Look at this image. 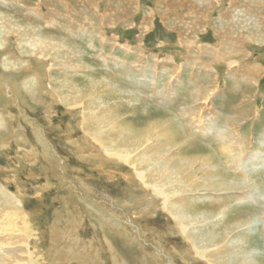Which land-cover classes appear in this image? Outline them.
I'll return each mask as SVG.
<instances>
[{"label": "rangeland", "instance_id": "obj_1", "mask_svg": "<svg viewBox=\"0 0 264 264\" xmlns=\"http://www.w3.org/2000/svg\"><path fill=\"white\" fill-rule=\"evenodd\" d=\"M11 1L14 0H10L9 4H3L0 0V10L3 11L1 13L5 14L8 10L5 8L10 4H13L11 9L14 10H9V14L21 13L23 5ZM25 1H28V5L35 6L36 3H45L47 0ZM58 1H60L58 5L60 10L65 13H71L72 8L75 9L81 3L86 4L89 16L95 17L94 21L97 15L103 14L108 7L111 11H115L114 15H111L113 14L111 11L109 13L112 17L110 21L117 24L115 28L105 25V30H97L100 33L96 31L97 33L91 38L88 36L72 39L71 45L77 48L81 64L90 67L92 76L90 79L99 81L107 76L108 80L116 86L112 95L115 96L116 93L120 95L119 99H116L119 104H113L114 107L121 108L118 113L122 118L124 129L127 127L128 130L139 133L148 126L150 118L159 119L161 115L174 118V124L182 128L188 126L190 136L195 137L200 146L215 153L216 159L220 162L215 164L213 162V165L225 167L226 161L220 160L222 152L217 147L219 138L216 130L219 127L225 130L224 123L234 118L238 119L240 124L236 121L229 122L228 129L234 128V131L239 132V136L242 135L249 152L255 151L264 155V39L259 41L261 36L264 37V24L260 28L261 33L257 35L253 22L257 21L254 14L255 6L261 9L264 0H257L260 5L254 4V8L247 4L248 11L250 9L247 15L241 12L244 11L245 4L249 3L248 0H219L218 4L213 2L210 8L193 9L195 13L198 12L196 16L185 20V22H194L192 28H196L194 35H190L191 46L188 49L178 46V31L171 30L162 22L161 17L165 13L166 4H160L159 0ZM129 2L131 6L126 7L127 9L123 12L118 11ZM234 3L236 8H232ZM95 6H97L96 9L93 8ZM182 11V9L178 10L177 13L183 15ZM201 15L202 18H200ZM16 16H19V21L22 20V15ZM231 16L250 20L247 19L248 24L242 25L243 27H233L232 23L230 26L224 25L223 20L226 18L229 20ZM206 17L209 25L202 26L203 23H201L200 27L199 22ZM148 19L150 25L147 28L141 27L143 24H148ZM222 27L226 29L228 37L240 42L246 54L241 58L230 57L221 60L207 57L209 54L205 53L204 61L212 65V68L194 64L192 56L196 54L199 47L214 49L219 45L221 38L215 34ZM88 29L91 30V26H88ZM102 32L105 39L108 38V43L104 45H101V40L98 39ZM113 39L112 43L116 41L115 44L110 41ZM14 40L7 42L8 45L6 44L5 48H0V185L7 193L18 196L22 203L21 208L23 213L25 212L23 215L26 216L27 228L33 233V238L30 240L32 244L30 250L33 251L31 258L39 264H53V262L55 264H204L190 257L189 244L163 210L162 201L152 198L150 190H147L144 181L134 174L133 169L130 168L131 165L124 164L122 161H100L104 152L101 148L96 146L97 149H95L92 146V137H84V130L79 123L84 116L81 114L85 113L83 102L86 103L87 99L83 101L79 97L78 102L74 104L77 110L73 113L55 100L58 97L53 96L55 89L62 87L60 73H81L78 77L81 88L86 87L84 84L86 80L82 78L86 73L82 70L64 71L62 67L52 68L50 73L45 67V61L49 62L52 59L48 57L50 54L39 60L38 57L31 56L29 53L30 48L26 47L27 41ZM18 46L26 48V52L21 51V53ZM101 52L105 53L103 57L111 54L112 57L120 58L119 65H121L106 67ZM6 54L10 55L16 63L7 66ZM240 62H243L246 67L258 62L263 71L253 82H249L245 74L240 71L243 68ZM26 76L34 77L37 91L34 99L22 88V81L26 79ZM259 76H263V79ZM194 80L197 83H194ZM202 89H206V93H203ZM193 92L198 93L196 98L192 97ZM97 94L99 91L94 93L93 97ZM96 98L98 99V96ZM143 99L146 102H139ZM202 119L203 122L207 121V124L202 123ZM193 121L201 122L196 126H201L205 129L204 132H198L201 128L198 130L197 127L190 128ZM207 129L211 130L208 134ZM157 130L160 131V129ZM144 134L145 132L139 137L142 138ZM148 134L159 137L156 131L148 132ZM175 149L165 151L166 158L173 160L172 170L175 173L180 172L181 177L186 174L192 175L195 172L192 169L196 165L194 168L189 167L180 171L174 164L187 160L191 157L192 151H189L187 156L184 152H178ZM247 168H249L248 177H251L254 182L258 178L259 184L264 188V163L255 168L249 165ZM227 171L232 179H234L233 176L241 177L238 170L231 172L227 167ZM196 175L199 178L202 177L199 173ZM29 180H33L34 183L31 184ZM162 182L163 180L159 181V183ZM188 182L197 183L190 180ZM206 188L205 185L200 187V189ZM203 194H199L200 200H204L199 211L208 214L219 210L218 205H210L211 198H214L217 204L216 198H238L233 194L221 196L218 194L217 197ZM253 194L257 199L254 200L255 202L250 200L247 204L233 202L231 207L229 206L233 213L230 212L229 216L236 215L235 220H240L242 219L240 216L247 207L248 214L251 210L255 211L254 213L262 220L264 190L262 194L261 191H255ZM239 200H241L240 197ZM7 210H2L4 212L0 220L4 223L9 221L8 224L15 227V222L9 219L18 213L12 212L11 209ZM213 222L217 221L213 220ZM5 227L0 230L3 231ZM53 232L60 237L57 241H54ZM240 234L236 237V242ZM260 237L261 243H264V229L262 233L260 232ZM262 245L261 252L258 251V253L261 258H264V244Z\"/></svg>", "mask_w": 264, "mask_h": 264}, {"label": "bare ground", "instance_id": "obj_2", "mask_svg": "<svg viewBox=\"0 0 264 264\" xmlns=\"http://www.w3.org/2000/svg\"><path fill=\"white\" fill-rule=\"evenodd\" d=\"M218 1L219 0H159L160 4H166V6H164L166 7L164 11L165 13L163 14L164 16L162 15L161 17L162 22H164V24L171 30H176L179 33L178 46L186 47V49L190 48L191 46V42L189 41L190 35H194L196 28H192L194 22H185V20H190L192 19L191 17L196 16L198 12L195 10V13L193 9H205L206 7L210 8V5H212L213 2L218 4ZM248 1L249 3L245 4L244 11L241 12L242 14L244 12L246 13V15L250 13V9L248 11V7H246L247 4H249L250 7H253L254 4H259V1L257 0ZM1 2L3 4H9L10 0H1ZM11 2L19 5L21 4L24 7L22 6L23 9H20L21 13L15 14H9V10H14L13 8L11 9L13 4H10L7 8H5L8 9L6 10L5 14L1 13L3 11L0 10V48H5V46L8 45L7 42H10L11 39H15L16 41L24 40L27 41L26 47L30 48L29 53L31 54V56L38 57V59L41 60L47 57V54H50V56L48 55V57H52V59L49 60L50 63L45 61V67L48 71H50V73L51 69L55 67H62L64 68V71L79 72V70H82V72L86 73V75L82 77L83 80H86V83H84L86 84L85 88L84 86L83 88L80 87L81 83H79L80 81L78 80V77H80L81 73H60V84L62 87H59L58 89L56 88L55 93L53 91V96H58L55 98V100L60 102V104L64 105L69 112L72 111L71 113H73L75 112V110H77L74 104L78 102V98L81 97L83 101L87 99L86 103L83 102L85 107L81 104L85 109V113L81 114L84 116L83 119L81 117V121L79 122L80 127L84 130V137H92V146L94 148L97 146L98 148L102 149L104 153L102 154V158L100 159V161H122L124 162V164L132 166H130V168L133 169L135 175L140 177L139 179L144 181V185L147 190H150L152 198L155 200L162 201V205H164L162 207L163 210L166 214H168L169 219L174 222L175 228L180 232L181 236H183L185 241L189 244L188 249L190 257L196 258L197 260L204 262V264H264V258H261L258 253V251L261 252V248L263 246L262 244H264L261 243L260 237V232L262 233V230L264 229V213L261 220L260 217L255 214V211L254 213L251 210V212L248 214L246 210L248 208L246 207L243 211L242 216H240L242 217V219L235 220L236 215L235 217L229 216V213L231 212L230 207L233 202H240L244 204H247L249 200L250 202H255L254 200L257 199L255 198L253 192L261 191L262 194V191L264 190L261 184H259L260 182H258V178H256V182H254L251 177H248L249 168H247L249 165L255 168V166L264 163V155L262 156L260 153H255V151L249 152L247 149L246 142L243 139L242 135L239 136V132L234 131V128L232 130L228 129L229 122L236 121L239 123L238 119L233 118L230 119V121H226V123H224L226 128L225 130H222L220 127L216 130V133L219 138L217 147L218 149H220L219 151L222 152V157H220V160L226 161V163L224 164L225 167L221 165H213V162L214 164L220 162L218 159H216L217 157L215 153H213L204 146H200L199 142H197L195 137L190 136L188 126H184V128H182L180 125L174 124V118H168L166 115H161L159 119L150 118L148 120V126L139 133H137L136 131L133 132V130L130 129L128 130L127 127L124 129L122 124V118L118 113V111H121V108L116 106L114 107V104H119L116 99H119L120 96L118 93L114 94L116 97L112 95L115 92L116 86L112 81L108 80L107 76L102 77V79L99 81L90 79V77H92L90 75V67L86 64H81L82 61L80 60L81 58L78 56L76 50L77 48L71 45L72 39H76L77 37L88 36L91 38L93 34L95 35L98 32L97 30H105V25L115 28L117 24L110 21L112 17L109 15V13L111 12L113 13L111 15H114L115 11H111V9H109L108 7V9L104 11L103 14H98L96 21H94L95 17L89 16L87 11L88 7L84 3H79L80 5L75 9L72 8L71 13L67 11L68 13H70L68 14L63 12V10H60L58 6L60 4V1L58 0H47L45 3L41 2V4H39L40 2H38V4H35V6L28 5V1L26 2L25 0H14ZM130 2L126 4L127 6L123 8L121 7L122 9H120L119 7H115V9L119 8L120 10L118 11L123 12V10L127 9L126 7L131 6ZM234 5L235 3L233 4L232 8H236V6ZM96 7L97 6L93 8L96 9ZM255 8L256 12L253 13L256 14L255 16L257 21L253 22L255 24L254 30L257 32L258 35L259 33H261L260 31L262 30L260 28H262V25L264 24V5L261 9L258 8V6H255ZM181 9L183 10V15L177 13V11ZM258 11L260 12L258 13ZM17 14L22 15V20H18L19 16H16ZM94 14H96V12ZM200 18H202V15L200 16ZM247 19L241 20L239 16H231L229 17V20H227V18L224 19L223 24L225 23L224 25L230 26V24L232 23L233 27H240L244 24H248L247 22L250 19ZM147 21L148 24H143L141 25V27L145 26V28H147L150 25V20L148 19ZM201 23H203L202 26L209 25V20H207V17L201 20L199 22L200 27ZM45 26L48 28H46ZM88 26H91L92 29H88ZM223 28L224 27L220 28V30H217L215 34L218 36V38H221L219 41V45L216 46V48L214 49L203 47L200 45L201 47H199V49L196 51V54L192 56L194 64H198L206 68H212V65L204 61V59L206 58L204 56L205 53L209 54L207 55V57H213L215 59L221 60L230 57L241 58L246 54L240 42H238L237 39L235 40L232 37H228L226 29ZM88 33L91 34L88 35ZM103 36L104 34L102 32L98 37V39L100 38L101 40V45L108 43V38L105 39L106 37ZM263 39L264 37L261 36L259 41ZM110 41L112 43L114 39ZM115 43L116 41L112 44ZM125 48L130 47L125 46ZM18 49H20V52H26V48H20V46H18ZM101 54L103 57V54L105 53L101 52ZM119 59L118 57H112L111 54L104 55L103 62L106 64V67H108L109 65L118 66L120 63ZM5 63L7 66H12L14 63H16V61H13V59H11V56L7 55L5 57ZM124 63H122V65ZM240 63H242L241 65L243 67L242 69H240V71L241 73L245 74V77L248 78L249 82H253V80H255L258 74L263 71L261 64L258 62L251 63L250 65H247V67L243 65V62ZM229 66L232 65L229 64ZM130 67L132 68L131 65ZM27 76L26 79L22 81L23 83L21 82L23 86L22 88L25 90L26 93L32 95L34 99V96L37 92L36 87L34 85V77ZM262 79L260 80V82L262 81ZM180 83H182L181 80ZM194 83L197 82H195L194 80ZM154 87H156L155 84ZM215 89L217 90L216 87ZM98 91L99 94L96 95V97L98 96L97 99L96 97H93V95L94 93H98ZM202 92L206 93V89H204ZM210 92V94H212V91ZM195 94L196 93L193 92L192 97L194 96V98H196L198 93L196 95ZM139 102H146V100L143 99ZM131 104L133 103L131 102ZM89 113H91V115ZM88 114L90 116H88ZM203 119L205 120V118ZM203 119L202 123H206L207 121L203 122ZM194 121L193 124L190 123V128H196V125H200L201 123H199L198 121L194 123ZM199 128H201V126H198L196 129L198 130ZM157 129H160V131L158 132ZM204 130L205 129L201 128L198 130V132L202 133L204 132ZM155 131L159 135V137H155L151 134H148V132L155 133ZM207 131L208 132L206 133L208 134L211 130L207 129ZM144 132V136L140 138L139 136H141ZM174 148H176L175 150L178 152H184L185 154H187V156H189V151H192L190 155L191 157H188L187 160H185L184 162L174 163L178 166L177 169L180 171H184L189 167L194 168V166L196 165L195 168L192 169L195 170L192 175L186 174L184 177H181L180 172L176 171L175 173L174 170H172L171 166L174 167V165H172L173 160L172 158H166L165 151H170ZM227 167L230 168L231 172L238 170L240 172L241 177L233 176L234 179L230 178L229 173L227 171ZM195 173H199V175H202V177L199 178ZM161 180H163V182L159 183V181ZM188 180L195 181L197 183H189ZM31 182L34 183L33 180H31ZM47 185L48 184H46V186ZM204 185L207 186V188L200 189V187ZM253 187L255 189H253ZM20 194L21 193H19V195ZM199 194H203L205 196L214 195V197H217L218 194L219 196L233 194L237 195L238 198H216L218 204L214 202V198H211V200H209L210 205H218L219 210L217 212L208 214L206 212L199 211L200 205L204 204V200H200L201 195ZM239 197L241 200H239ZM21 205L22 203L20 202L18 196H13L7 193L5 188L0 185V216L2 212H4L2 211L3 209H11L12 212L18 213L16 215H13V217L9 219L15 222V227L10 226V224H8L9 221L4 223L3 220H0V229L6 226L3 231L0 230V264H39L38 261H35L31 258V255H33V251L30 250V246H32L30 240L33 238V233L29 228H27L28 226L26 223V216L23 215L25 212L23 213ZM207 219H209V221ZM213 220L217 222L215 223L213 222ZM239 233H241V236L236 242L235 239ZM53 237L55 238L54 241H57L60 238L56 234V232H53ZM256 252L258 254H256ZM53 256H55V254ZM59 260L62 261L61 258H59ZM53 264L55 263L53 262Z\"/></svg>", "mask_w": 264, "mask_h": 264}, {"label": "water", "instance_id": "obj_3", "mask_svg": "<svg viewBox=\"0 0 264 264\" xmlns=\"http://www.w3.org/2000/svg\"><path fill=\"white\" fill-rule=\"evenodd\" d=\"M28 182H30L31 184H33L30 180ZM42 182H44V181H42Z\"/></svg>", "mask_w": 264, "mask_h": 264}]
</instances>
